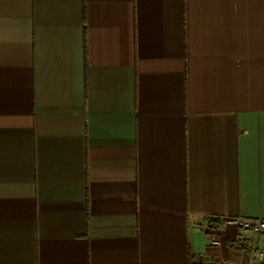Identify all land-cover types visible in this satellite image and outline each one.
Instances as JSON below:
<instances>
[{
	"label": "crops",
	"instance_id": "crops-1",
	"mask_svg": "<svg viewBox=\"0 0 264 264\" xmlns=\"http://www.w3.org/2000/svg\"><path fill=\"white\" fill-rule=\"evenodd\" d=\"M234 217L264 219V0H0V264H264Z\"/></svg>",
	"mask_w": 264,
	"mask_h": 264
},
{
	"label": "built area",
	"instance_id": "built-area-1",
	"mask_svg": "<svg viewBox=\"0 0 264 264\" xmlns=\"http://www.w3.org/2000/svg\"><path fill=\"white\" fill-rule=\"evenodd\" d=\"M226 221L235 224L240 229L249 230L256 234L264 232V219L234 217L226 219ZM208 242L212 245L219 244V240L213 237H211ZM252 254L258 260L264 259V251L259 249L256 243L252 244Z\"/></svg>",
	"mask_w": 264,
	"mask_h": 264
},
{
	"label": "trees",
	"instance_id": "trees-1",
	"mask_svg": "<svg viewBox=\"0 0 264 264\" xmlns=\"http://www.w3.org/2000/svg\"><path fill=\"white\" fill-rule=\"evenodd\" d=\"M207 222H208V221H207ZM209 227L214 228L215 226H212V225H211V226H209Z\"/></svg>",
	"mask_w": 264,
	"mask_h": 264
}]
</instances>
